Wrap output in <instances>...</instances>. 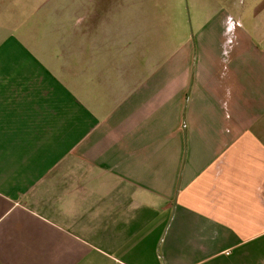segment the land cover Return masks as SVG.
<instances>
[{"label":"crops","instance_id":"obj_1","mask_svg":"<svg viewBox=\"0 0 264 264\" xmlns=\"http://www.w3.org/2000/svg\"><path fill=\"white\" fill-rule=\"evenodd\" d=\"M93 1L0 0V264H264V0L162 67Z\"/></svg>","mask_w":264,"mask_h":264},{"label":"rangeland","instance_id":"obj_2","mask_svg":"<svg viewBox=\"0 0 264 264\" xmlns=\"http://www.w3.org/2000/svg\"><path fill=\"white\" fill-rule=\"evenodd\" d=\"M219 6L220 0H94L91 4L106 13L105 18L92 20L94 26L112 27L114 42L125 43L129 54L145 61L154 59L159 67L174 54L180 59L182 50L190 46L196 57L199 32ZM82 10L77 3L73 11Z\"/></svg>","mask_w":264,"mask_h":264}]
</instances>
